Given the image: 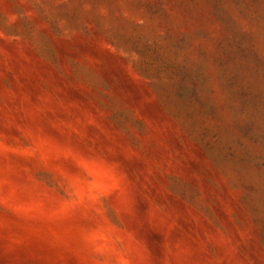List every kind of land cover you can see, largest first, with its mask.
<instances>
[{
	"label": "rangeland",
	"instance_id": "rangeland-1",
	"mask_svg": "<svg viewBox=\"0 0 264 264\" xmlns=\"http://www.w3.org/2000/svg\"><path fill=\"white\" fill-rule=\"evenodd\" d=\"M0 264H264V0H0Z\"/></svg>",
	"mask_w": 264,
	"mask_h": 264
}]
</instances>
